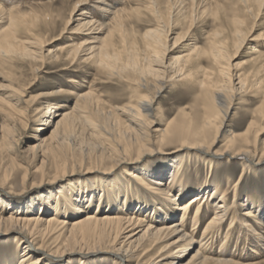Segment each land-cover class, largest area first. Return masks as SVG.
<instances>
[{
  "label": "bare ground",
  "instance_id": "6f19581e",
  "mask_svg": "<svg viewBox=\"0 0 264 264\" xmlns=\"http://www.w3.org/2000/svg\"><path fill=\"white\" fill-rule=\"evenodd\" d=\"M63 1L69 14L61 19L63 26L56 32L53 24L57 15L45 20L44 30H37L38 17L21 11L14 0H0V66L21 61L40 72L49 60H62L68 65L64 62L59 70L70 74L78 64L88 63L107 79L129 87L132 98L104 111L92 88L77 90L80 83L72 75L65 82L74 87L60 86L28 96L27 90L35 82L23 88L16 75L8 73L7 84L0 85V236L15 242L18 255L14 264H59L73 245L83 241L91 249L83 253H106L115 264H253L209 258L204 253L205 243L217 240L224 226L225 242L238 225L248 242L242 258L255 259L264 251V231L254 229L247 217L262 224L264 205L250 201V208L236 214V199L230 204L220 185L200 184L197 176L189 180L185 164L191 160V149L207 170L214 168L218 159H241V177L264 161V29L255 30L264 17V0H204L201 4L190 0L189 12L180 6V0ZM44 5L51 2L27 9ZM213 5L224 8L226 14L213 19L215 27L206 32L204 46L194 43L188 54L171 56L174 46L168 48L170 40L174 39L172 44L182 38L188 42L198 20L207 16L206 8ZM45 15L51 17L50 13ZM50 32L53 35L48 38ZM61 37H69L70 42L66 38L56 49L46 47ZM248 44L245 58L237 61ZM4 68L11 70V66ZM175 82L193 95L192 102L189 111L179 110L162 127L160 117L156 118L160 115L156 99ZM248 95L257 98L258 104L250 110L251 118H244L247 124L243 130L245 123H239L241 127L235 122L236 128L241 127L235 132L228 128L231 109ZM57 97L67 100L61 105ZM79 120L88 126L89 136L99 140L86 144V153L96 155L98 164L75 172L59 150L64 148L60 135L71 132ZM32 122L36 126L24 152L30 158L28 166L40 172L37 188L50 193L38 194L24 205L16 203L8 189L11 174L7 161L13 163L9 153L14 132L25 130ZM175 141L180 146L176 150H161V144ZM182 148L187 159L181 156ZM48 154L64 161L62 165L56 161L49 180L44 168ZM152 155L165 165L157 174L145 166ZM102 162L108 165L101 166ZM117 170L122 171L123 185L110 181ZM27 174L22 179L24 191L28 188L24 183ZM68 179L72 181L65 182ZM66 190L67 194L88 191L89 195L66 197ZM133 190L143 192L145 201ZM93 192L97 194L95 208ZM130 197L137 202L133 208L127 207ZM204 207H211L212 215L196 240ZM190 219L189 232L185 224ZM223 241L220 254L227 245ZM196 242L199 246L195 249ZM9 257H1V264H12L14 256Z\"/></svg>",
  "mask_w": 264,
  "mask_h": 264
},
{
  "label": "rangeland",
  "instance_id": "374dc122",
  "mask_svg": "<svg viewBox=\"0 0 264 264\" xmlns=\"http://www.w3.org/2000/svg\"><path fill=\"white\" fill-rule=\"evenodd\" d=\"M14 1H15V5L18 4L16 6H18V7L20 6L19 8L21 9V11L27 12V13H28V11H30V15L33 13L34 17H38L36 19V22H35V26H36L37 30H44V28L46 26L44 23L45 20H47V21H49V19L53 20L52 16L57 15V17L55 18L56 22L53 25H54V29H56L55 31L58 32L59 29L61 28V26H63L62 25L63 21L61 19L62 18L64 19V16L66 18L67 15L69 14L68 5L63 0H60V1L59 0H52V1H50V0H24V1L23 0H21V1L20 0H14ZM203 1L204 0H194V2L197 4L198 3L201 4V3H203ZM205 1H207V0H205ZM208 1H210V0H208ZM16 2H18V3H16ZM44 2H51V5L37 6V7H32L31 9H29V8L27 9V7L29 5H35L37 3H44ZM179 4H180V6H183V7L186 6L185 8L187 9V11L188 12L190 11V10H188L190 7L189 6L190 0H180ZM206 11H207V16L204 18V20L203 19L198 20V23L196 24V28L193 29V32H192L193 35H192L191 39L188 40V42L185 41V39L183 41V38H182L179 41H177L175 44H172L174 39L170 40L168 48L172 49V47L174 46V48L170 51L171 56H173V55L183 56V55L188 54V52L194 47V43L196 44V46H199V47L202 46L203 47L205 44L204 36L206 35V32H208L211 29V27H213V26L215 27V24L213 23V19L216 17H219V15L222 16L223 14H226V10H224V8H222V7L216 8L214 5L207 7ZM48 13H50L51 17H49L47 19L46 18L47 15H45V14H48ZM58 14H60V16H58ZM32 19L35 20V18H33V17H32ZM260 19L261 20L259 22H261V24L259 26H255L256 31H259V29L260 30L264 29V17H261ZM180 31H181V27L177 29L176 34H173V36L177 35V33H179ZM52 35H53V33L50 32L48 34V38H50V36H52ZM66 38H67L66 42H68L69 37H66ZM66 38L61 37V39H56L53 43H50L46 47L56 49V48L60 47L61 44L65 43ZM188 43H190V44H188ZM248 48H249V44L246 47H243V49H241L242 51H241V54L238 57L237 61L242 59V58H245V54H247ZM64 62L66 63V61H62V60L59 62L55 61L53 59L49 60L48 63H46V65L44 66V68L40 72H35L34 67H32L31 64L26 63V62L14 61V63H12V64L9 63L10 65L4 64V66H0V85H6L7 84L6 80L8 79V76H9L8 73L13 72V74H15L17 77L16 78L18 80L17 83H20L21 85L23 84V88H26L27 86H29L30 82L31 83L35 82L34 85L32 87H30V89L27 90L26 95H28V96H31V95L35 96L36 95L37 96L39 93H43L49 89H56V88H59L60 86H64L67 89L74 87V86H67L66 82H65V80L69 76L72 75L76 78L77 82L80 83V85H78L79 88L77 87L76 89L79 91H86L89 89L88 87L92 88V90L94 91V95L97 96L98 99L100 100V104H101L100 107L104 111L109 110V107H111L112 105L125 104L127 101H129L132 98V90L129 87H125L123 84L117 82L114 79H110V80L107 79L106 76L104 74H102L101 72H99L95 68L94 65L88 64V63L78 64L74 68L75 72L67 74V73H64L65 70H62V71L59 70L60 68H62V66H64ZM65 65H68V64L66 63ZM10 66H11L10 71L8 69L4 68V67H10ZM244 68H246V67L244 66ZM192 96H193L192 94L186 93L183 86L177 84V82L174 83V86H169L163 92H161L160 95L158 96L159 98L157 97V99H156V102L157 101L158 102L155 105V107H157V110L159 111V112L158 111L157 112L160 114V115L157 114L156 118L160 117V119H158V120L160 121V123L163 124L161 126L164 127L165 126L164 124L167 123V120L169 121L172 118H175L174 114L176 115L179 110L185 109V111H189L188 108L190 107V104H191L190 102H192L191 101ZM57 98H58V100L60 99L58 102H60L61 105L64 104L65 99L67 100V98H64V99H62L60 97H57ZM187 98H188V100H187ZM244 99H245L244 101H241V103H239L238 105H235L231 109L230 114H231L232 119L229 122L228 128L231 127L230 129L235 131V132L236 131L239 132L240 128L243 126V124L240 125L239 123L244 122L246 119L248 121V119L251 118L250 114H249L250 110L254 109V105L258 104V101H259L257 98H256L257 99L256 100L254 98V96L251 97L249 95H248V97L245 96ZM70 100L71 99H69L68 101H70ZM185 105H187V106H185ZM234 112L238 116L235 114H234L235 116H232ZM242 116H244V117L242 118ZM244 118H245V120H244ZM247 121H246V123L244 122L245 124L241 128L242 130L246 127ZM235 122H237L241 127L236 128L238 126V124ZM29 125L25 130L23 128H18L16 130V132H14V136L12 137L13 140L11 142L12 143L11 144L12 150L9 153V156H10L9 158L12 159L13 163L10 164L9 161L4 159L5 162L7 161V164L10 166V168L7 169L9 171V175L11 174L9 177L8 189L14 195L16 203L22 202V204H24V205H26V203L29 204L30 202H32L31 200L34 198V196H36L38 194L39 195H44V194L47 195L50 193V190L40 191L41 189L37 188L39 186L38 184L40 181V172L35 171V169L32 165L28 166V164L30 162V158L28 156H27L28 158L26 157L24 150H25L27 144L31 142L30 141V140H32L31 136L34 133L33 127L36 126V125H34L33 122L29 123ZM76 125L79 127L78 128L75 127ZM87 127L88 126L84 122H81L79 120L78 122H75V125H74L71 132L64 134V135H62V134L60 135V137L62 139H64V140L61 139L62 140L61 142H64V146H63L64 148H61L59 150H60L61 154L63 153V155L65 156V159H66L65 163L67 161L66 164H68V166H69L68 168L70 170H72V168H73V170L75 172H79L81 170H84V169H86V167L87 168L94 167V166H96V164H98L97 159H96V155H92V156L90 155L91 156L90 157V156H88V153H86L87 142H89L90 140L93 142L95 141V143L97 141L99 142V140H96L97 138L94 139V137L89 136L90 130ZM80 129L82 131H80ZM79 136H81V137H79ZM83 138H85V140ZM83 141H85V142H83ZM69 143H70V145H69ZM67 145H68V147H66ZM75 145L77 146V148L80 147L81 149L80 148L76 149ZM220 145L221 144L219 142L217 144V146H220ZM160 147H161V150H164V151H171V150L173 151V150H176V148H179L180 146L178 147V143L175 141L174 143H170V144H165V143H164V145L161 144ZM69 149H71V150H69ZM79 149H80V152H79ZM182 149L183 150L180 151L181 156H183L184 159H187L188 156L185 153V149L184 148H182ZM191 152L192 153H190L191 155L189 156V160L190 159L191 160L186 162V164H185V165H187L185 168V172L187 175L186 177L189 180L192 181V179L197 176L199 178L198 180H199L200 184L210 183V185H212V186L215 184L220 185L221 191H226V195L228 196V202L230 204L235 202V199H236L235 211H236V214H238V215H241V213H243V210L245 208L251 207L250 201H252L256 206L257 205L258 206L264 205V161H262L259 164H256L255 166L253 165L254 167L252 166L251 168L253 170L255 169L254 171L252 170V172H251V169H247L246 173H244L245 175H242L240 177L239 175H240V171H241V168L243 165V163L241 162V159H236V158H231V159L224 158V159H220V160L218 159L216 161L217 163H215L216 166L214 165V168H212L211 170L210 169L207 170V165H205L203 162L197 160L198 155L194 154L195 151L191 149ZM251 154H253V153H251ZM52 155L53 154H48L46 156V158L44 159V163H45L44 168H45V172H46V177H45L46 179H48L54 175L55 170H56L55 169V163H56V161L60 160L58 158L56 160L55 159L56 157L52 156ZM85 155H87V156H85ZM13 157H14V159H13ZM6 158L8 159V157H6ZM91 158H92V160H91ZM81 162H83V163H81ZM62 163H64V161H62V160H60L58 162V164H61V165H62ZM100 164H101V166L108 165V163L106 164V162H102ZM53 165H54V167H53ZM17 166H19V167H17ZM70 166H72V168ZM145 166H148L149 172H152L154 170L153 172L157 174L160 172L161 168L164 167L165 165H163V163L159 159V157H155V155H152V157H149V159H147V161H145ZM31 167H33V168H31ZM27 169H28V171H27ZM25 173H28L26 176L25 182H24L26 187H28V188H27V190L24 191L25 188L22 186L23 185L22 179H23ZM156 178H158V176H156ZM69 180L72 181V179H68V180H65V182H67ZM113 180H115L117 182L119 181L123 185L124 181H123L122 171L117 170L116 174L114 176H112V178L110 179V181H113ZM99 183H101V182H98V184ZM31 186H32V188H31ZM212 186H210V188ZM196 187H198V186H196ZM131 188L133 189L134 186ZM61 190H64V189H61ZM135 191L136 190H133V194H135L137 192L135 195L140 196L139 198L141 199V201H145V198L143 197L144 196L143 192L138 194V191H136V192ZM27 192L28 193L31 192V193L28 194ZM88 193H89L88 191L87 192L81 191V192H77V193L72 192L71 194H67V190H66L64 195H66V197H70V196L74 195V197L76 199H80V198H82V196H84V198L88 197V195H89ZM91 194L93 195V198H92L93 199V208H95L96 200H97L96 199L97 194L94 192ZM133 198H135V197H133ZM147 202L152 203V199L147 197ZM136 203H137L136 200L131 198L127 207L133 208L134 206H136ZM241 203H243V204H241ZM119 207L120 206H115L114 208H119ZM79 214H82V212ZM211 215H212L211 207H209V208L204 207L202 209V214H201V218H200V225L198 226V229L196 232V237H195L196 240H199L200 235L202 233L203 226H204L205 222L210 218ZM256 219H254V217H247L248 223H250V225L254 229L256 228V230L259 232L264 231V219L262 220V224L257 223ZM236 226H235L236 229L232 230L228 234V239L225 242L222 240L224 234L227 232V228L225 226H224L223 230L221 231L222 235H220L219 238H217V240L211 239L209 242H206L205 248H207V249H205L206 252H204L206 254V256H208L209 258H211V257L212 258H220V259L225 258L226 260L230 258V260L234 259L233 261H238L241 263L243 261H248L249 263L254 262L253 264H264V251L260 252V255L255 257V259L245 260L244 258H242L243 255L246 254L244 247H245V244H247L248 242L247 243L245 242L244 235H242V236L240 235L239 227H238V225H236ZM185 228L189 232H190V230H192L191 219L188 220V222H186ZM222 241L227 244L226 248L224 250L225 251L224 254H220V251H219L220 245H221L220 242H222ZM73 246H74V247H72L73 249H71V251L68 252V255H66L62 259V261H60L59 264H115L112 261V257L106 253H103V252L83 253L87 250H91V249H88V247H86L84 245V241L80 244H76ZM193 246L196 249L197 246H199V244H197V242H196V243H193ZM83 254H85V255H83ZM4 255L8 256V257L10 256L9 258H13V256H14V259H12V264L15 263V260H16L15 257H17V255H18L17 250L15 249V242L12 239L6 240L5 235L0 236V264H1V259L3 258ZM208 264H214V263L211 262Z\"/></svg>",
  "mask_w": 264,
  "mask_h": 264
}]
</instances>
